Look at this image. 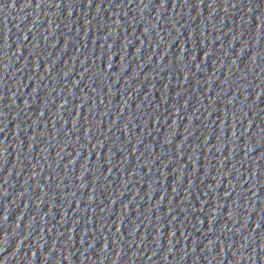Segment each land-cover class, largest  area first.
<instances>
[{
  "label": "water",
  "instance_id": "1",
  "mask_svg": "<svg viewBox=\"0 0 264 264\" xmlns=\"http://www.w3.org/2000/svg\"><path fill=\"white\" fill-rule=\"evenodd\" d=\"M0 264H264V0H0Z\"/></svg>",
  "mask_w": 264,
  "mask_h": 264
}]
</instances>
